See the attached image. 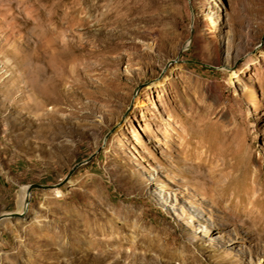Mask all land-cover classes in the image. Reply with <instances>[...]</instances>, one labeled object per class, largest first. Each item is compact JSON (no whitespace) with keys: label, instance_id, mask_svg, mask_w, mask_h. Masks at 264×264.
Instances as JSON below:
<instances>
[{"label":"rangeland","instance_id":"1","mask_svg":"<svg viewBox=\"0 0 264 264\" xmlns=\"http://www.w3.org/2000/svg\"><path fill=\"white\" fill-rule=\"evenodd\" d=\"M24 208L0 264H264V0H0Z\"/></svg>","mask_w":264,"mask_h":264},{"label":"water","instance_id":"2","mask_svg":"<svg viewBox=\"0 0 264 264\" xmlns=\"http://www.w3.org/2000/svg\"><path fill=\"white\" fill-rule=\"evenodd\" d=\"M76 167V166H75ZM74 167V168H75ZM73 168V169H74ZM72 169V170H73ZM71 170V171H72ZM70 171V172H71ZM33 188H48L47 186H40V185H30V186H28L27 188H26V194H27V196H26V198L24 199V207H26V205L28 204V196H29V194H30V192H31V190L33 189ZM24 210H25V208L22 210V212H20V213H17V212H14V213H6V214H2V215H0V220H2V219H6V218H20V217H22V215H23V213H24Z\"/></svg>","mask_w":264,"mask_h":264},{"label":"bare ground","instance_id":"3","mask_svg":"<svg viewBox=\"0 0 264 264\" xmlns=\"http://www.w3.org/2000/svg\"><path fill=\"white\" fill-rule=\"evenodd\" d=\"M56 193H58V190H56ZM26 196H27V194H26V188H24V199L26 198ZM57 196V195H56ZM24 206V205H23ZM264 217V212L262 211V213H261V215H260V218H263ZM89 230V229H88ZM81 232V231H80ZM82 232H84V231H82ZM76 233V232H75ZM93 234V233H92ZM90 235V234H89ZM77 236H78V234H77ZM91 236H93V235H91ZM73 237V236H72ZM76 237V236H75ZM83 237V236H82ZM74 238V237H73ZM76 238H78V237H76ZM81 238V237H80ZM79 240V239H78ZM74 242V241H73ZM63 251V250H62Z\"/></svg>","mask_w":264,"mask_h":264}]
</instances>
